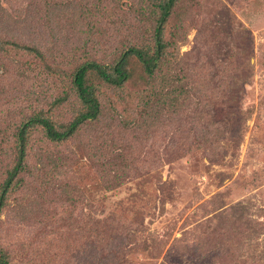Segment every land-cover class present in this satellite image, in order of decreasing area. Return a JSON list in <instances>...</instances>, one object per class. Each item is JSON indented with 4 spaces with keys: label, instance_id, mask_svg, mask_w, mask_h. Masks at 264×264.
Listing matches in <instances>:
<instances>
[{
    "label": "rangeland",
    "instance_id": "374dc122",
    "mask_svg": "<svg viewBox=\"0 0 264 264\" xmlns=\"http://www.w3.org/2000/svg\"><path fill=\"white\" fill-rule=\"evenodd\" d=\"M154 1L120 0L136 36L147 25L136 10ZM192 3L185 36L177 35L173 46L178 53L171 68L178 80L159 78L147 94L172 91L185 77L190 94L180 117L164 119L153 132L152 126L142 128L155 122L147 115L140 129L123 128L118 113L109 111L63 143L44 142L39 130L30 134L24 180L0 209V249L11 264H88L96 256L89 258L90 239L99 241L93 230L111 211L138 223L131 247L115 259L119 264H264V0H188L187 6ZM0 4L15 19L31 16L23 25L0 28L1 37L35 41L51 51L82 48L89 28L102 41L113 36L101 45L111 51L129 32L110 23L118 21L116 0ZM215 19L218 27L211 25ZM17 58L3 76L7 63L0 56V179L14 163L21 122L55 99L46 69L34 66L25 73L33 56L19 52ZM191 60L196 63L187 64ZM214 73L221 86L211 80ZM138 87L143 89L139 80ZM115 92L103 88L100 96L106 100ZM210 99L224 104L225 119L211 148L196 147L201 129L193 117L212 105ZM67 113L61 108L55 116ZM116 174L126 181L108 188L106 180L111 184Z\"/></svg>",
    "mask_w": 264,
    "mask_h": 264
},
{
    "label": "trees",
    "instance_id": "16d2710c",
    "mask_svg": "<svg viewBox=\"0 0 264 264\" xmlns=\"http://www.w3.org/2000/svg\"><path fill=\"white\" fill-rule=\"evenodd\" d=\"M116 1L114 11L119 13L118 21L110 23L116 24L117 29L126 28L129 30L134 28L127 21L130 11L120 3V0ZM156 1L152 5H148L150 11L147 15L148 7L136 10L141 15L139 21L144 19L147 23L141 31L143 34L136 36L129 30L125 34V38L118 41V44L116 43L111 51L101 45H106L107 41H112L111 37L113 38V36L111 35L102 41L95 33H91L95 31H91L90 28L85 32L86 36L82 40V48H73L72 50L60 46L55 51L53 49L51 51L50 48L43 49L41 46L45 47L44 44L41 45L35 41H32V44H27L21 43L11 36V39L0 36V56L7 63L3 64V76L9 73L11 66L18 64V53L23 52L33 56L32 63L25 64L24 72L28 73L34 66L45 68L43 73L52 78L55 90L53 94L55 99L49 108L36 107L15 131L17 154L12 167L8 168L7 173L0 179V209L4 208L9 193L14 191L18 184L24 180L23 175L27 171V152H29L27 148L33 141H30L32 139L30 134L34 130L40 131L39 134L42 135L41 139L44 142L63 143L75 138L81 129L96 123L102 115L104 116L109 111L118 113L121 121L120 126L123 128L140 129L141 126L138 123L147 115L152 122H155L142 128L149 130L152 126L153 132L156 131L157 124L165 122L164 119H166V123L167 121L169 123L170 119L182 115L179 109H183L187 101L184 96L190 94V87L185 77L181 78L179 83L177 82L172 91L163 92V88H161L155 93L156 96H148L147 94L149 91L152 92L154 83L159 78L172 84L178 80V74L171 68L175 66L171 62L177 58L178 53L173 46L177 44V35L178 37L180 35L185 36V29H187L185 14L190 11L195 3L187 6L188 0ZM103 2L104 0H102ZM44 7H48V4H45ZM27 8L26 10L33 12L32 8ZM107 12L108 8L105 9L106 15ZM13 14L0 4V28L5 29L12 23L23 25L31 19L29 15L26 19L28 22L24 21L23 15L16 16L15 19ZM38 14L39 11L34 12L32 16L35 23L39 17ZM12 19L15 20L11 22ZM220 19H215L211 25L218 27ZM140 28L135 26V29ZM149 32L151 33L149 34ZM200 33L203 34V31ZM99 36H105L104 32L99 33ZM76 50H79V56ZM194 55L198 56V53H194ZM207 56L212 55L208 54ZM193 63L196 61L191 60L187 64ZM188 68L190 66H186L184 69ZM24 72L23 74H25ZM213 75L216 76H212L211 80L214 82L217 79L214 83L221 86L220 81L222 80L218 77L219 73ZM137 80L142 83L143 89L135 88ZM103 88L115 90L116 96L103 100V96H100ZM173 91L177 92L176 96H161L171 94ZM166 102L169 103L166 104ZM71 104L74 106L70 107ZM209 104L212 105L196 110V116L193 117L200 123L199 130L201 129L195 133L197 134L196 139H199L196 142V147L211 148L210 143L218 141L220 125L225 119L223 103L210 99ZM232 107L236 106L233 105ZM61 108H67L70 113L56 118L55 111ZM164 109L167 111L164 112ZM232 114L233 111L229 113L231 118ZM126 167L127 165H124L123 168ZM110 180L111 184L106 180L108 188L116 184L121 185L126 181V178L116 174ZM162 190L165 191L163 188ZM99 224L101 225H97L96 229L93 228V233L99 237V241L90 239L88 246L89 258L95 254V260L88 259V264H119L115 259L120 254L123 255L124 250L131 247L135 232L138 230L135 225L138 223L133 222L132 219L123 220L122 216L111 211L104 219L99 220ZM142 224L144 225V220ZM90 233L88 236L92 237ZM116 245H121V247ZM10 260L9 255L6 257L4 251L0 249V264H11Z\"/></svg>",
    "mask_w": 264,
    "mask_h": 264
}]
</instances>
